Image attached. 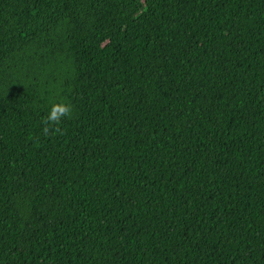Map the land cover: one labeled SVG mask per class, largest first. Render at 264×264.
Wrapping results in <instances>:
<instances>
[{
	"label": "trees",
	"instance_id": "trees-1",
	"mask_svg": "<svg viewBox=\"0 0 264 264\" xmlns=\"http://www.w3.org/2000/svg\"><path fill=\"white\" fill-rule=\"evenodd\" d=\"M0 264H264V0H0Z\"/></svg>",
	"mask_w": 264,
	"mask_h": 264
},
{
	"label": "clouds",
	"instance_id": "clouds-1",
	"mask_svg": "<svg viewBox=\"0 0 264 264\" xmlns=\"http://www.w3.org/2000/svg\"><path fill=\"white\" fill-rule=\"evenodd\" d=\"M73 113V107L71 104L64 102H51L48 114L43 118L42 132L45 135L62 134V130L59 127L61 121L64 118L71 117Z\"/></svg>",
	"mask_w": 264,
	"mask_h": 264
}]
</instances>
